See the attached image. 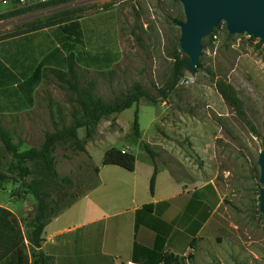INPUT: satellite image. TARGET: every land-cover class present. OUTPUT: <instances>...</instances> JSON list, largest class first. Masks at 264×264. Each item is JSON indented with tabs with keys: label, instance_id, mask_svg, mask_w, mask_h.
<instances>
[{
	"label": "rangeland",
	"instance_id": "obj_1",
	"mask_svg": "<svg viewBox=\"0 0 264 264\" xmlns=\"http://www.w3.org/2000/svg\"><path fill=\"white\" fill-rule=\"evenodd\" d=\"M63 7L80 9L79 30L67 24L27 31L29 24ZM11 12L0 19V55L20 76H38V81L31 101L19 94L12 108H2L0 173L9 179L0 190V207L15 214L26 238L38 202L24 185L55 210L86 194L98 181L95 163L101 164L106 149L135 138L138 108L144 130L157 115L150 142L156 143L152 149L159 163L178 179L214 180L224 197L194 254L181 264H264V216L258 203L262 187L258 160L264 149V44L259 39L231 35L220 24L204 40L196 73L186 69L166 101L153 104L143 98L138 106L102 120L91 139L81 128L79 138L86 141L87 152L76 151L72 139L58 140L52 152L56 176L50 178L40 159H29L23 166L30 174L20 180L17 159L6 150L2 133L24 153L40 150L47 135L82 118L77 93L51 69L66 72L67 57L74 53L76 75L68 79L79 89L88 88L96 98L113 103L140 84L159 99L172 78L176 52L181 54L179 23L185 14L179 0H69L57 8L39 7L16 16L8 15ZM220 85L236 98L243 113L226 102ZM136 153L145 154L139 149Z\"/></svg>",
	"mask_w": 264,
	"mask_h": 264
},
{
	"label": "crops",
	"instance_id": "obj_2",
	"mask_svg": "<svg viewBox=\"0 0 264 264\" xmlns=\"http://www.w3.org/2000/svg\"><path fill=\"white\" fill-rule=\"evenodd\" d=\"M37 81L38 76H20L0 55V115L20 95L31 101ZM157 119L155 115L145 130L140 124V138L135 135L130 143L108 147L101 164L95 163L100 184L46 225L42 251L53 264H162L168 255L194 254L224 197L214 180L178 179L158 156L151 194L155 164L144 146H156L150 141ZM111 148L136 156L135 170L104 166ZM137 149L145 154L138 156Z\"/></svg>",
	"mask_w": 264,
	"mask_h": 264
},
{
	"label": "trees",
	"instance_id": "obj_3",
	"mask_svg": "<svg viewBox=\"0 0 264 264\" xmlns=\"http://www.w3.org/2000/svg\"><path fill=\"white\" fill-rule=\"evenodd\" d=\"M66 1L69 0H57L31 9L15 10L11 13H8V15H20L24 12L39 7L57 8ZM79 12L80 9L72 8L55 12L50 16L44 17L43 19L39 18L29 24L27 31L36 32L39 30L67 24L72 25L73 31H76L77 29L79 30L80 26L76 22L79 18L77 17ZM6 15L7 14H3L0 19ZM188 61L189 58L187 56L176 52L172 78L169 80L168 84L160 90L159 99L150 96L140 84H134L133 91L131 93L127 94L123 98L117 99L113 103H106L101 99L96 98L90 89H79L68 79L69 75L75 77L77 68V56L74 53H70L67 57L66 72L58 69H51V71L56 75V77L59 78L61 82L69 83V85L72 87V90L77 93L76 102L82 110V118L77 120L73 126L66 128L62 132L47 135L46 142L40 150H29L24 153H19L17 147L12 143L8 134L2 133V140L6 150L9 153H12L17 159V165H15V168L20 172L19 179L23 180L25 177L29 176V169L23 166L24 163L29 159H40L43 161V168L48 170V173L51 176L49 177L52 179L54 176H56L57 172L55 170V162L52 157V152L54 151L55 143L58 140L67 141L68 138L72 139L76 151L87 152L86 141L79 138L78 131L81 128H86L87 139H91L102 120L121 114L125 110L134 106H138L143 98L149 100L153 104H156L160 99L166 101L183 78ZM219 91L228 104L235 107L238 113H243L241 105L237 102L236 98L232 97V95H230L227 90H224L221 85L219 86ZM133 128L136 137L140 138L141 127L139 122L138 108L135 113ZM144 147L155 164V171L150 181V192L153 194L155 191L156 177L159 172V167L156 162V157L158 155L156 152H154L149 144H145ZM103 165L120 166L130 172H133L136 166V157L132 153L124 152L123 150L117 148H111L104 156ZM98 171L99 169L96 168L97 173ZM8 179V176L0 173V188L3 187V184ZM99 184L100 180L98 179L95 186H93L88 192L93 190ZM24 186L28 189V191H30V193L33 191V194L38 202V205L36 206V215L31 224V232L28 238H26L15 214L7 208L0 207V264H53L52 257L46 255L42 251V245L44 242L42 236L44 229L53 218L57 217L62 212L70 208L75 202H77L81 197L85 196L88 192L77 197L71 203L65 205L64 208L55 210L48 203H46L43 197L38 194L37 191L33 190L30 185L26 184ZM26 240L29 242V244H26ZM183 260H185L184 257L168 255L163 258L162 264H181Z\"/></svg>",
	"mask_w": 264,
	"mask_h": 264
},
{
	"label": "water",
	"instance_id": "obj_4",
	"mask_svg": "<svg viewBox=\"0 0 264 264\" xmlns=\"http://www.w3.org/2000/svg\"><path fill=\"white\" fill-rule=\"evenodd\" d=\"M185 21L179 23L178 51L189 58L186 69L195 74L203 54L204 40L224 23L231 35H248L264 44V0H179ZM66 9L59 8L57 11ZM259 212L264 216V149L259 160Z\"/></svg>",
	"mask_w": 264,
	"mask_h": 264
},
{
	"label": "built area",
	"instance_id": "obj_5",
	"mask_svg": "<svg viewBox=\"0 0 264 264\" xmlns=\"http://www.w3.org/2000/svg\"><path fill=\"white\" fill-rule=\"evenodd\" d=\"M57 0H0V17L9 11L31 9L44 4H48ZM10 5L9 9L2 10L3 5ZM124 151V150H123ZM127 152V151H124ZM1 190V188H0ZM126 264H134L133 262H128Z\"/></svg>",
	"mask_w": 264,
	"mask_h": 264
}]
</instances>
